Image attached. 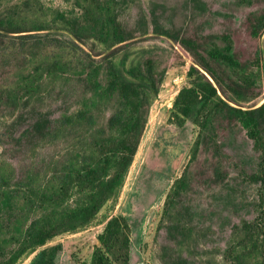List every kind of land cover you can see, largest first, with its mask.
<instances>
[{
	"label": "rangeland",
	"instance_id": "1",
	"mask_svg": "<svg viewBox=\"0 0 264 264\" xmlns=\"http://www.w3.org/2000/svg\"><path fill=\"white\" fill-rule=\"evenodd\" d=\"M90 1L0 0V20L24 30L9 36L29 37L28 44L14 38L0 45V91L28 97L35 107L17 110L24 117L14 134L42 115L58 124L49 138L34 144H0V264H6L33 219L62 218L79 201L76 193L61 204L41 203L40 197L58 188L68 167L88 161L92 141L113 111L115 103L85 81L95 74L93 66H100L95 75L103 78L101 60L112 48H119L112 60L122 80L143 85L127 69L147 58L165 72L157 94L144 90L148 112L123 183L90 221L70 224L12 264L89 262L98 234L114 215L126 216L132 225L130 264H236L227 253L241 236L234 227L257 215L259 182L249 178L258 163L252 140L238 123H224L213 145L217 151L202 145L191 159L192 124L178 130L168 119L175 95L189 84L194 58L154 28L198 39L228 33L242 61L257 57L260 47L261 73L252 91L242 97L222 93L233 105L253 107L264 99V32L252 37L248 18L263 10L264 0H99L98 11ZM86 10L103 20L115 16L133 37L113 46L93 36L77 40L68 19ZM11 118H0V130ZM186 169L187 185L165 210L175 179Z\"/></svg>",
	"mask_w": 264,
	"mask_h": 264
},
{
	"label": "trees",
	"instance_id": "2",
	"mask_svg": "<svg viewBox=\"0 0 264 264\" xmlns=\"http://www.w3.org/2000/svg\"><path fill=\"white\" fill-rule=\"evenodd\" d=\"M90 2L97 5V11L101 8L99 0ZM68 22L73 37L79 41L93 36L101 41L110 40L113 46L134 35V31L123 26L115 16L103 20L91 10H86L82 16L69 18ZM248 22L250 35L260 37L264 32V8L258 14L252 13ZM21 31L24 30L7 26L0 20V45H7L14 38L28 44L27 36H9ZM154 32L179 42L194 58L187 70L189 84L178 90L168 119L178 130L186 129L187 122L192 124L194 130L191 135H195V139L191 159H195L202 145L213 147L217 151L213 145L224 123L227 127L232 122L238 123L252 140L258 163L249 178L259 182L255 201L257 215L254 220H244L234 227V231L238 230L241 236L235 246H230L227 253L236 264H249L250 258H255L254 264H264V99L259 105L244 108L231 104L228 98L223 97L226 93L242 97L256 86L261 73L259 68L262 66L261 49L257 48V57L254 59L242 61L235 56L234 41L228 33L198 39L163 31L157 24ZM142 33H146V30ZM117 49L119 48H112L101 60L103 78L95 75L100 71V66H93L97 67L94 69L95 76H91L90 81L85 79L91 91L97 95L102 93L105 99L115 103L105 126L92 141V153L88 155V161L80 166L68 167L60 176L58 188L42 192L40 197L41 203L61 204L72 193H76L79 201L65 211L62 218L46 214L33 219L23 232L24 239L11 252L6 264L14 263L26 251L43 245L70 224L90 221L123 183L136 153L148 112L149 102L145 91L157 94L165 72L155 70L153 61L147 58L140 65L127 69V73L134 79L142 80L143 85L122 80L112 60L118 52ZM88 64L92 67V63ZM29 105L33 106L28 97L21 99L10 96L7 90L0 91V118L12 117L1 127L0 144L20 145L23 141L34 144L49 138L57 131L58 124L42 115L15 135V128L24 117L17 110ZM32 108L35 109L34 106ZM86 114L84 111L81 115L83 117ZM187 171L188 169L175 179L172 191L166 199L165 210L173 204L174 196L180 194L181 188L187 185ZM173 228L177 231L178 225ZM131 231L129 218L124 215L111 216L97 236L98 245L92 251L89 262L80 264H130Z\"/></svg>",
	"mask_w": 264,
	"mask_h": 264
}]
</instances>
